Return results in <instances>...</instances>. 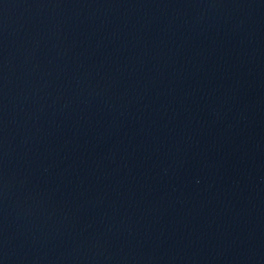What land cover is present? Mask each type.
<instances>
[{
    "label": "water",
    "instance_id": "obj_1",
    "mask_svg": "<svg viewBox=\"0 0 264 264\" xmlns=\"http://www.w3.org/2000/svg\"><path fill=\"white\" fill-rule=\"evenodd\" d=\"M0 264H264V0H0Z\"/></svg>",
    "mask_w": 264,
    "mask_h": 264
}]
</instances>
